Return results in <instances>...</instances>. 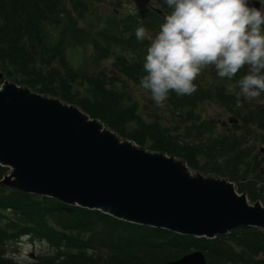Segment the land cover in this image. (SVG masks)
<instances>
[{
    "label": "trees",
    "instance_id": "trees-1",
    "mask_svg": "<svg viewBox=\"0 0 264 264\" xmlns=\"http://www.w3.org/2000/svg\"><path fill=\"white\" fill-rule=\"evenodd\" d=\"M81 1L86 2L71 1L69 8L66 7L64 0H0V81L9 78L38 92L77 104L91 117L99 118L119 135L145 147L140 135L122 132L108 114L106 118L100 113L103 111L98 106L102 103L107 113L111 110L115 114L121 106L117 92L108 88L110 78L105 80V84L100 78L102 89L96 87L91 90L94 87L91 75L81 74L65 57V50L70 45L84 44L91 39L88 31L76 26V17L72 16V12L77 11V18H82L88 10L86 4L79 7ZM140 15L141 13H138L129 17L130 23L134 26L141 25ZM156 18L158 23L162 22L160 15H156ZM148 22L143 20V24ZM46 23L59 30V37L53 46L47 45L46 41L42 42ZM92 38L97 58L104 59L115 53L113 44L128 47L123 48V53H115L114 71L139 84L140 77L144 75L143 62L135 59L138 58L140 43L131 45L127 42L135 37L123 41L121 36L103 31L99 38L95 36ZM53 55L60 63L55 64L57 68L45 61L47 57ZM61 66L64 67L63 74L59 72ZM70 74L72 77L80 78L82 87L88 89L87 95L81 97L76 95L73 91L74 79L69 80L67 76ZM211 74L217 81L221 80L214 69ZM50 79H53V82ZM198 79L205 78L198 77L194 81L198 86V91L194 94L177 96L172 92L167 99L171 110H176L175 115H181L183 121L191 118L190 114H183L184 110H189L192 104L209 96V92H204ZM52 83L57 85L54 86ZM222 88L223 86L219 88L217 100L231 106L234 98L223 92ZM107 97L110 100L105 103ZM242 110L245 114L237 110L234 113L236 118L232 122L245 121L255 124L259 129L253 133L260 129L264 130V107L256 109L254 113ZM144 124L143 127L151 129L149 132L151 135L157 129L160 130L157 124L151 122ZM210 125L193 124L186 130L185 136H176L180 139L177 144L155 143L146 148L180 157L229 156L225 158L242 162V151L239 148H229L227 145L233 143L236 135L235 138L223 137V140L213 136L207 137L205 134ZM244 164L248 166L247 162ZM6 172L7 168L0 166V178ZM249 198L252 201L257 199L252 195ZM37 228L41 232L36 230ZM16 230L20 237L28 235L25 231H31L30 234L34 237L44 234L42 238L52 247V252L33 258L29 263L9 257L2 248L10 240L7 234ZM195 250L203 252L207 264H264V229L240 226L229 234L218 235L212 239L194 237L129 223L100 211L66 205L54 198L0 186V264H160L176 260Z\"/></svg>",
    "mask_w": 264,
    "mask_h": 264
},
{
    "label": "water",
    "instance_id": "water-1",
    "mask_svg": "<svg viewBox=\"0 0 264 264\" xmlns=\"http://www.w3.org/2000/svg\"><path fill=\"white\" fill-rule=\"evenodd\" d=\"M249 3L261 7L258 0ZM0 89V165L10 169L0 185L207 239L240 226L264 228V206L232 184L120 137L74 104L9 80ZM160 264L207 262L197 250Z\"/></svg>",
    "mask_w": 264,
    "mask_h": 264
},
{
    "label": "rangeland",
    "instance_id": "rangeland-1",
    "mask_svg": "<svg viewBox=\"0 0 264 264\" xmlns=\"http://www.w3.org/2000/svg\"><path fill=\"white\" fill-rule=\"evenodd\" d=\"M71 1L74 0H64L66 7L70 8ZM85 4L88 6V10L84 13L82 18H77V11L72 12V16L76 17V26L88 31L91 39L84 44L76 46L70 45L65 50V57L81 74L91 75L94 84L91 90L96 87H101L102 89L100 78L104 80V84L106 83L105 80L110 78L108 88L117 92L120 97L121 106L115 114L112 113L111 110L107 113L106 107L104 103H102V105L98 106L99 109L103 111L100 113L106 118H108L106 116L108 114L114 121L113 123L116 124L122 132L140 135L141 139L144 141L143 145L145 147L163 142L177 144L178 140H180L177 139L178 137L185 136V132L189 127L193 124L200 123L211 124L208 126L210 129L205 134L207 137L213 136L223 140V137L235 138L236 135L237 138L232 144H227V142H225V145L227 144L229 148H239V150L242 151L241 155L243 156L241 159L243 161L240 163L226 159L229 158V156H225L226 158L217 155L173 156L186 161L192 173L201 174L204 178L210 179L213 182H218L220 180L230 183L233 185L235 192L239 195H245L248 200L250 195L256 196L257 199L255 202L264 206V130L260 129L253 133L254 130L259 129L255 124L245 121L232 122L233 119L236 118L234 113L237 110L245 114L242 109L245 111L250 110V112L254 113L256 109L263 108L264 93L261 94L258 100H245L239 95L238 89L235 86V80L217 81V78L211 74L212 68H207L199 76V78L203 79L204 77L205 79L198 80L201 81L204 92H209V96L207 99L192 104L189 110H184L183 114L188 113L191 118L183 121L181 115H175L176 110H171L168 100L165 101V106L163 108L156 106L151 99L150 93L144 91L139 87V84L135 83L127 76L114 71L113 61L115 53H123V48L128 49V47L113 44L112 46L115 53H111L106 58L102 59L96 57L94 50L95 43L92 40L94 39L92 38L93 36L99 38L103 31L117 34L121 36L123 41L127 38L135 37V29L139 24L135 26L132 25L128 18L138 13H141L139 18L141 20L140 23L142 22L141 25L145 26L151 33H155L158 30L159 24L162 23L156 21L158 11H162L163 15L165 12L170 11L166 5H164L163 0H86V2L81 1L79 7L85 6ZM149 8L154 9V11L152 12ZM143 20L149 22L143 24ZM58 37L59 30L53 28L49 23H46L42 42L44 43L46 41L48 43L47 45L53 46ZM123 41L121 43H123ZM127 42L131 45L140 43L138 47L140 49L138 51V58L135 59H140V61L143 62L149 42L147 40L143 43L138 42L136 37ZM45 61L52 63L55 68H57L55 64L60 65L55 55L47 57ZM245 71L246 69L241 70L239 75L245 74ZM59 72L62 74L64 73L63 66L59 67ZM41 73L43 74V72ZM67 76L69 80L74 79L73 91L76 92L77 96L81 97L87 95L88 89H85L84 86L82 87L78 76L72 77L71 74ZM50 80L53 82V79ZM52 84L54 86L57 85L55 83ZM221 86H223V92L234 98L233 102H231V106L230 104L224 105L217 100V94ZM229 86L232 88L231 92L228 91ZM28 88L32 89V92L35 91L37 93L35 89L31 87ZM109 100L110 99L107 97L105 103H108ZM144 122L157 124L160 130L157 129L153 135H151L149 133L151 129L143 127L145 126ZM247 128L250 130H247ZM191 129L194 130L193 127ZM176 136L178 137L176 138ZM195 137L197 136L195 135ZM168 156L172 155L168 154ZM245 162H247L248 166L244 164ZM9 170L10 169L7 168V173ZM7 173L5 175H7ZM36 230L39 231L38 228ZM25 232H27L28 235L21 237L20 234L17 233V230L7 234V238L10 240H8L6 245L2 248L6 255L19 262L29 263L32 262L33 258L45 256L52 252V247L42 238L44 234L41 233L37 235L38 237H34L30 234L31 231Z\"/></svg>",
    "mask_w": 264,
    "mask_h": 264
},
{
    "label": "clouds",
    "instance_id": "clouds-1",
    "mask_svg": "<svg viewBox=\"0 0 264 264\" xmlns=\"http://www.w3.org/2000/svg\"><path fill=\"white\" fill-rule=\"evenodd\" d=\"M158 30L138 25V42L147 40L139 87L163 108L170 93L192 95L195 80L207 68L221 80L233 81L248 101L264 93V0H163ZM245 74L239 75L241 70ZM239 75V78L237 79ZM228 91L232 88L229 86Z\"/></svg>",
    "mask_w": 264,
    "mask_h": 264
},
{
    "label": "bare ground",
    "instance_id": "bare-ground-1",
    "mask_svg": "<svg viewBox=\"0 0 264 264\" xmlns=\"http://www.w3.org/2000/svg\"><path fill=\"white\" fill-rule=\"evenodd\" d=\"M1 90V89H0ZM100 131V133H102L103 131H104V128H102L101 130H99ZM118 141H120V139L118 140ZM121 142V141H120ZM123 144H125L124 142H123ZM126 145V144H125ZM249 207L251 208V210L253 209V210H255V211H257V210H259L258 209V205H256L255 207L253 206V204L252 205H249Z\"/></svg>",
    "mask_w": 264,
    "mask_h": 264
}]
</instances>
